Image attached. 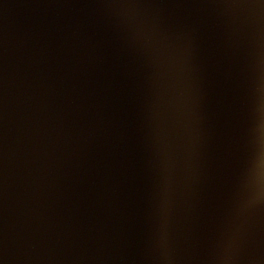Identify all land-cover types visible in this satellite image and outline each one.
Listing matches in <instances>:
<instances>
[{"label":"water","instance_id":"water-1","mask_svg":"<svg viewBox=\"0 0 264 264\" xmlns=\"http://www.w3.org/2000/svg\"><path fill=\"white\" fill-rule=\"evenodd\" d=\"M0 264H264V0H0Z\"/></svg>","mask_w":264,"mask_h":264}]
</instances>
